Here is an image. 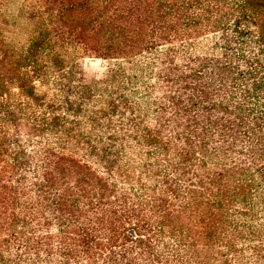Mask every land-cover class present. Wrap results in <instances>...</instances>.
<instances>
[{
    "label": "trees",
    "instance_id": "trees-1",
    "mask_svg": "<svg viewBox=\"0 0 264 264\" xmlns=\"http://www.w3.org/2000/svg\"><path fill=\"white\" fill-rule=\"evenodd\" d=\"M32 2L26 11L19 13L29 25L21 32L16 23L9 24L4 0H0L1 230L5 232L13 223L23 220L16 212L18 208L26 212L24 218L32 216L34 221L38 218L34 209L52 207L61 228L56 238L57 251L75 264H107V251L110 253L113 248L124 246L127 239L132 240L131 230L139 243H143L144 237L148 241L160 237L163 243L165 238L184 229L195 231L196 237L188 236L189 243L176 237L174 242L179 246L201 245L208 249L222 246L224 240L218 234L228 207L233 202L245 201L249 192L244 182L233 184L237 173L214 172L206 176V181L199 179L197 185L191 179L186 183L183 178L188 154L174 138L166 137L146 139L151 144L147 147L156 151L153 155L162 156H158L161 166L153 173V177L160 179L154 180L153 188L143 184V171L135 174V167L128 169L124 153L131 147L127 141L111 145V150L97 155L96 162L104 169L100 174L97 171L84 174L79 163L65 158L55 163L52 173L41 174L30 168L32 172H27L24 169L31 156L21 151V145H16L19 129L10 103L11 93L18 90L25 105H35L53 115L54 121L67 103L39 96L35 83L63 72L74 59L127 60L142 55L145 58L146 54L158 51L168 57L174 51V42L192 37L188 30L198 37L219 32L228 43L238 41L243 50L230 66L228 59L221 65L218 61L216 70L237 77L236 81L243 80L244 101L255 105V115L249 112L252 121L245 114L237 131L248 138L255 128L264 140V0ZM254 21H259L260 28L252 35L247 31V23ZM174 59L162 62L165 75L160 78L164 83L175 81L170 68ZM242 128L245 131H240ZM229 130L234 131L233 125ZM254 161H250L252 167L258 165ZM246 170L236 172L243 174ZM72 181V186L60 189L61 183ZM146 188L150 193L143 195ZM28 242L26 247L31 245Z\"/></svg>",
    "mask_w": 264,
    "mask_h": 264
},
{
    "label": "rangeland",
    "instance_id": "rangeland-1",
    "mask_svg": "<svg viewBox=\"0 0 264 264\" xmlns=\"http://www.w3.org/2000/svg\"><path fill=\"white\" fill-rule=\"evenodd\" d=\"M32 3L4 0L9 24L16 23L18 31L27 25L19 13ZM257 22L247 23L249 34H257ZM187 32L192 37L174 42V51L168 57L160 51L127 60L81 57L63 72L36 82L39 96L67 103L54 121L53 115L35 105H25L18 90L11 93L10 103L19 129L16 145L31 156L24 169L27 172L52 173L55 163L65 158L79 163L84 174H100L104 169L96 162L97 155L111 150V145L127 141L131 147L124 153L128 169L135 167V174L143 171V184L153 188L154 180L160 179L153 173L161 166L158 156H162L153 155L156 151L147 147L151 144L146 139L166 137L174 138L188 154L183 178L186 183L197 185L199 179L206 181L209 173L228 172L237 173L234 185L244 182L247 187L246 200L228 207L218 234L224 240L222 246H179L174 242L176 237L186 243L188 236L196 237L195 231L184 229L163 243L160 237L151 241L144 237L139 243L131 230L132 240L107 251V264H264V140L254 126L248 138L237 131L245 114L252 121L249 112L255 115V105L244 101L243 80L236 81L237 77L216 70L218 61L221 65L228 59L230 66L243 49L238 41H225L219 32L200 37L193 30ZM174 57L170 68L175 81L164 83L160 78L165 75L162 62ZM231 125L233 132L229 130ZM252 160L258 165L252 167ZM239 169L247 170L239 174ZM73 184L74 181L61 183L60 189ZM149 193L148 188L143 190V195ZM33 211L38 216L34 221L32 216L24 218L26 212L22 213V208L16 209L23 220L5 232L0 228V264H75L57 251L56 238L61 228L54 218V208ZM27 241L31 243L28 247Z\"/></svg>",
    "mask_w": 264,
    "mask_h": 264
}]
</instances>
